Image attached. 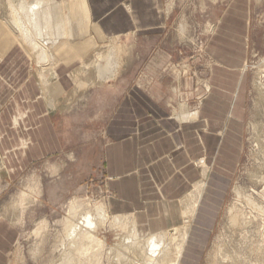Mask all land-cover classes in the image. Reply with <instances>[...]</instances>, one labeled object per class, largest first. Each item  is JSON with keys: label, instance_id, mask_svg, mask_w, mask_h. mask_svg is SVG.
Masks as SVG:
<instances>
[{"label": "rangeland", "instance_id": "1", "mask_svg": "<svg viewBox=\"0 0 264 264\" xmlns=\"http://www.w3.org/2000/svg\"><path fill=\"white\" fill-rule=\"evenodd\" d=\"M2 1L0 21L6 23L12 16L7 1ZM161 1V13L167 19L162 28H145L138 36L113 37L102 43L93 41L87 45L86 54L76 58L69 78L74 81L67 93L64 89L53 98L52 92L47 94L55 98L56 107L43 117L45 127L39 131L33 123L37 131H31L32 139L44 150L38 154L29 151V158L15 155L22 150L20 138L27 136L23 129L13 127L15 115L25 111L19 94L22 85L12 78L0 80V134L10 137L6 134L4 144L0 142V264L63 262L65 253L60 244L66 236L70 204L78 200L76 203L85 204L83 208L91 211L101 205L108 208L117 181L107 176L119 166L120 139L132 147L134 135H146V139L148 134L151 139L157 135L134 130L164 124L175 128L181 124L183 112L196 111L198 98L209 89L213 67L223 63L217 57L224 53L222 47L216 55L210 48L213 37L231 47L230 55L243 64L236 70L244 69L246 74L241 140L232 153L229 151L230 163L220 164L212 156V148L193 159L198 179L179 202L184 211L180 218H173L178 225L167 232L173 241L180 240L196 184L218 177L210 209L203 212L201 206L189 227L181 264H264V0ZM79 9L69 11L76 16V37L89 28ZM111 52L115 75L104 80L101 72L109 70L101 62ZM30 56V71L36 75V60ZM76 76L80 81L77 86ZM48 85L51 90L50 82ZM24 93L29 95L30 91ZM48 96H43V109L49 106ZM28 126L31 130L30 123ZM120 126L126 131H120ZM174 134L179 136L180 132ZM108 215L96 231L103 241L101 247L95 246L91 256L74 252L72 264L143 261L146 250L143 254L125 241L135 223L124 217L125 222L116 225L113 215ZM151 234L141 237L146 239Z\"/></svg>", "mask_w": 264, "mask_h": 264}, {"label": "crops", "instance_id": "2", "mask_svg": "<svg viewBox=\"0 0 264 264\" xmlns=\"http://www.w3.org/2000/svg\"><path fill=\"white\" fill-rule=\"evenodd\" d=\"M54 1L64 4L63 10L68 14L70 21L64 34H69L71 38L64 41L56 51L60 61L51 78L58 81L50 80L53 97L64 89L67 93L69 84L74 81L69 79L72 77L70 69L77 65L75 60L79 55L86 54L87 45L93 41L96 43L109 41L113 37L138 36L145 28L154 30L162 28L167 20L166 15L161 13L163 9L161 0ZM76 8H80L82 14L86 12L84 24H89V28L79 37H76L78 28L76 16L70 14L77 12ZM60 11L62 16L63 11L61 9ZM13 37L11 30L6 25L0 24V55L2 56L0 80L9 81L12 78V82L22 85L19 94L21 93V104L25 111L15 115L13 127L16 128L17 118L23 116L24 122H21L17 128L23 129L27 135L26 139L30 141V147L28 146L25 151H17L15 155L20 157L22 154L28 157L29 151L38 154L44 150V146L39 141L34 143L32 139L31 131L35 129L33 123L38 125L37 130L41 131V128L45 127L43 117L49 116L56 106L54 98L53 108L50 109L49 106L45 109L41 108L45 93L39 90L42 89L39 75L30 71L32 53L29 52L31 54L28 55L26 53L28 49L22 45L18 46ZM225 44L226 42L216 37L210 41V48L215 55L219 52L218 47H222L224 53L217 57H221L220 61L223 63L213 67L209 89L198 98L200 102L195 112H183L180 117L182 122L175 128L172 124H164L158 127L148 125L134 130L138 133L154 132L157 135H153L152 139L151 134H148V139L146 135L140 134L138 137L134 135L132 147L130 144L126 145L124 139H120V153L117 154L119 166L117 171L109 172L107 176L108 179L117 181L114 184L116 187H112V196L108 198L106 209L110 215L126 217L136 224L138 230L147 234L175 229L173 226L178 224L173 218L176 215L180 218L184 211L179 202L188 196L190 187L198 179V169L193 165V159L203 157L204 153H208L212 148V156H216L220 164L232 161L229 151L232 153V150L238 146L236 143L241 140L239 133L243 130L240 125L245 110L243 91L246 74L244 69L241 72L236 70L243 64L241 60L237 61L230 55L232 49ZM83 63L85 68L89 66L87 62ZM107 74L108 71L105 75ZM114 75L115 73L103 77L101 73L104 80ZM75 80L77 86L80 82L78 76ZM26 89L30 91L29 95L24 93ZM14 100L19 104L17 97ZM29 123L32 126L31 130ZM120 131L126 130L120 126ZM176 132H180V135L174 134ZM4 135L6 139L8 134ZM22 138L20 139L23 142ZM217 180L218 177L211 176L207 182L202 180L196 184L197 189L198 186L199 188L203 186L204 181L206 182L205 187L196 190L199 198L193 219L201 206L203 212L210 209L208 204L211 196H215ZM191 225L192 223L188 226V230ZM188 233L189 241L190 231Z\"/></svg>", "mask_w": 264, "mask_h": 264}, {"label": "bare ground", "instance_id": "3", "mask_svg": "<svg viewBox=\"0 0 264 264\" xmlns=\"http://www.w3.org/2000/svg\"><path fill=\"white\" fill-rule=\"evenodd\" d=\"M6 1L5 2L7 3V6H9L8 9L10 8L12 20H9V22L6 23L0 21V24L6 25L11 30L14 36L13 38L14 40H16L15 42L17 43L18 46L20 45L25 46L35 57L34 59L36 60L35 62L38 67L37 75H39L41 79L42 89L45 93L44 97L48 96L47 94H49V92H52V88L51 90L48 89L49 86L48 83L50 82L53 72L56 70L57 65L60 61L58 59V56L56 55V51L59 47L62 46L64 41L69 40L71 38L70 36H68L69 34L68 35L64 34L67 31L66 28L70 23L68 19L69 18L68 14L64 13L63 10L64 4H60L59 2H56L54 0H6ZM2 2L3 1L1 0V3ZM60 9L63 11L62 16L59 13H58L59 15L56 14L57 11L61 12ZM84 11H86V9ZM86 15H87L86 12L83 13L82 19H84ZM1 58L2 56L0 55V60H2ZM114 58H115L114 54L111 52V54H109L106 57V61L103 60L104 62H101L102 66L105 63L106 65L104 66L110 68L108 69L106 67L107 70H109L107 75H105L107 71L104 70V72H101L103 74L102 75L103 77L113 75L114 68L116 66V63L113 62ZM94 63L96 62L94 61ZM100 66L101 65H99L98 67L100 68ZM52 98L48 96L50 109L54 107V100ZM21 122H24L23 116L17 118L16 128L19 127V124ZM4 134L5 133L0 134V140H1L0 142L2 144H4V136H5ZM22 139L24 142L22 146V150L25 151L28 148L30 141H28L29 139L27 140L26 138H22ZM205 186H206V182L204 181L203 186H200V188ZM200 188L198 186L196 190L199 191ZM197 191L196 193H193L196 195L194 197L192 196L191 207L188 206L185 225H184L185 230H183V234L181 235L180 240L176 239L175 241H173L172 238L174 237L168 234L169 233L167 232L168 230L152 233L148 238L145 239L142 238L141 236L147 235V233L138 230L136 224L133 225L131 236L127 238L125 241H127V244H131V246H133L134 249H137V251H141L143 252V254H144V250H146L147 252V254L143 257V261L136 262V264H181V257H183L186 252V243L189 237L187 227L193 221L192 217L193 214L195 213V209L198 203L199 195L197 194ZM76 201L70 204V208H69L70 213H68L70 215V218L68 219L65 218L66 220H68L65 227L66 236L65 239L63 240V243L60 244L61 245L60 247L64 248L65 254L63 255L65 257L62 259L63 262H61L60 264H72V261H74L72 255L74 254V252L81 253L83 255L86 254L89 255V253H91V250L95 246L98 248L101 247V245L103 244V241L100 239L101 237L99 238L96 235V231L100 223L102 224L106 223V221L108 220L109 215L107 209L105 207H102L101 205V207H97L95 211H91L87 208H83L85 204L82 207L81 204L79 202L76 203ZM250 203L255 204V201L251 200ZM123 221L125 222L124 217L120 215L113 216L114 224L118 225ZM44 224L46 223L44 222ZM38 229L36 230L37 232ZM173 233L175 234V232ZM97 248L96 250H98ZM117 254L119 255L118 258L121 259V253L117 252ZM95 260L97 259L95 258ZM136 260H133V262ZM75 262H76V258H75Z\"/></svg>", "mask_w": 264, "mask_h": 264}]
</instances>
